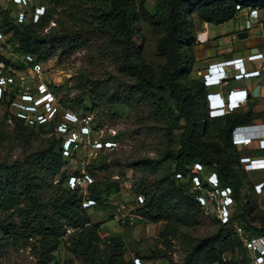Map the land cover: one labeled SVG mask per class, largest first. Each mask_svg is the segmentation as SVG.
<instances>
[{"label":"trees","instance_id":"1","mask_svg":"<svg viewBox=\"0 0 264 264\" xmlns=\"http://www.w3.org/2000/svg\"><path fill=\"white\" fill-rule=\"evenodd\" d=\"M139 1L45 0V15L36 23L33 19L19 23L15 11L0 7L5 28L1 32L5 36L10 32L14 34L19 53L29 58V63L34 66L48 62L59 51L74 53L84 50L92 38L105 42L114 52L120 72L130 82L120 85L121 90L118 88L112 95L99 82H88L83 91H86L91 107L85 108L89 113L85 115H91L105 104L149 107L155 119L166 125L169 138L174 137L176 131L180 132L178 149L166 146L158 158L136 160L126 166L142 175L135 184L137 197L144 199L143 204L136 200L137 217L149 223H166L165 236H175L183 227L195 228L205 215L197 195L203 188L210 187L206 177L194 173L196 164L202 165L204 176L207 170L210 174L216 173L221 189H232L234 207H238L239 212L232 213L228 224L218 220L216 233L198 244L191 241L187 244L188 259L185 264H207V260L221 248V243L227 244L232 240V232L239 236L238 227L252 237L264 235V216L260 219L252 217V198H264V193L256 195L249 173L240 164V158L248 151L232 144V132L237 126L250 124L256 118L264 117V113L249 109L222 118L209 117V90L199 77L191 83L187 80L196 60L194 46L197 43L191 16L197 14L201 23L221 26L237 18L240 14L238 6L241 9L264 10V0H156L150 10L145 7L146 0ZM51 7L74 11L73 16H81L88 29L75 33L58 34L52 31L45 34L53 19ZM140 13L164 31L160 47L165 54L166 65L159 78L142 59L143 43L138 24ZM87 34L92 37H86ZM14 65L16 70L24 66L22 63ZM9 87H12V92L5 91L3 100L10 95L13 102L19 88L13 84ZM66 103L60 100L58 105ZM11 118L18 123L21 132H31L17 113H12ZM59 122L57 115L53 120L37 126L40 131L52 126L57 134L56 125ZM211 128L215 130L212 132ZM207 135L215 141H206ZM64 142L62 137L48 140L23 158L0 162V214L6 216L0 224V231H4L13 248L29 250L35 264H53L55 254L62 245L82 264H135L126 260L127 250L122 238H103L100 228L104 223L92 219L88 212L90 208L83 207L86 200L94 201L98 207L107 206L106 197L120 191L118 182L94 180L87 187L88 196L80 188L70 190L67 187L68 177L59 180L64 176L68 163L63 153ZM177 176H180L179 179ZM181 178H188V181L182 182ZM194 178H198L199 188L194 186ZM258 219L260 225L253 224ZM4 225L5 230L2 228ZM240 244L243 251L249 254L241 239ZM222 255L224 253L219 252L214 262L233 264L225 261ZM248 261L251 262L250 258Z\"/></svg>","mask_w":264,"mask_h":264},{"label":"rangeland","instance_id":"2","mask_svg":"<svg viewBox=\"0 0 264 264\" xmlns=\"http://www.w3.org/2000/svg\"><path fill=\"white\" fill-rule=\"evenodd\" d=\"M43 1L45 0H32L28 5L15 6L8 0H0V7L15 11V15L20 12L25 14L24 22H29L34 18L36 8L46 6ZM155 2L156 0H146L145 7L150 10ZM50 10L53 19L44 31L45 34L52 31L58 34L75 33L88 29L84 23L86 21L81 19V16H73L74 11L54 7H51ZM17 19L19 20V16ZM191 21L197 43L194 47H198L201 45L198 42V36L204 31L205 24L201 23L197 14L191 16ZM248 22L250 20L247 16L240 15L224 25H210L208 29L211 36L210 42L222 43L225 37H230L231 33L237 30L240 25L248 24ZM138 24L143 43L142 59L159 78L166 65V57L160 47L164 31L160 25L152 23L142 13H140ZM3 28V23L0 22V32L5 29ZM13 35L10 32L0 40V74L7 79V84L2 88L8 92H12V87H9L11 84L19 88L16 100L13 102L10 100V95L5 100L0 97V162L23 158L32 150L41 148L48 140H58L62 137L66 141L68 138L59 132L56 134L52 126H47L45 131H40L37 125L31 126L27 123L31 132H21L18 123L11 118V114L17 113L19 107L15 103H22V95H31L36 99L43 96L42 92L45 89L52 93L55 98L53 104L57 107L58 112L52 118L49 117V120L59 116L60 122L56 125L58 130L59 125L65 123L68 114L76 116L79 120L86 116L85 114H89L86 113L85 108H90L91 102L86 91H83L88 82L89 84L93 81L99 82L109 95H112L118 88L121 90L120 85L130 82L129 78L120 72L114 52L103 41L97 42L92 38L84 50L74 53L59 51L58 55L48 62L34 66L29 63V58H25L19 53L18 43L14 40ZM86 37H92V35L87 34ZM239 45L242 46V43ZM214 49L215 47L211 48V50ZM262 50L264 51V48ZM194 54L195 58L199 56L201 60L197 61L196 58L193 72L187 77L189 83L196 80L199 71L205 70L208 65V62H203V54L199 48L197 51L194 50ZM212 54L214 52L210 51L209 56ZM18 63H22L24 66L22 69L16 70L14 64ZM60 100L67 101V103L59 106ZM46 109L47 107L44 106L38 111L42 113ZM255 109L256 111L264 110V104L256 102ZM90 114L94 118V127L97 128L91 135V140H98L102 143L113 142L115 146L96 150L87 142L81 144L80 149L71 151V156H65L68 163L65 165L64 176L59 180L76 174V171H78L77 175H80L84 170L96 182H118L120 191L106 197L107 206L94 205L90 209L88 208L92 219L95 218L104 223L100 228V235L103 238L108 236L122 238L127 250L125 258L135 264H138L136 260H140L141 264H185L188 259V242L198 244L218 230V218L215 212L216 198L212 199L211 196L214 192L213 189L205 187L197 195L199 201L200 198H203L206 202L203 206L205 215L195 228L183 227L177 235L165 236L163 232L167 226L166 223H149L137 217L136 197L138 194L135 191V184L141 180L142 175L140 172L126 168L136 160L158 158L159 153L166 146H171L173 150L178 149L177 137L180 132L176 131L174 137L169 138L166 125L155 119L154 113L149 107L129 108L123 105L105 104ZM73 124L72 130L78 131L80 122ZM214 130L211 128L212 132ZM205 140L215 141L210 135H207ZM170 166H172V161ZM93 167L97 169H93ZM204 172L196 171L194 168V173L203 178L210 174V171L207 170L204 176ZM177 179H179L178 176ZM180 180L187 182L188 178ZM249 181H253V183L264 181V172L250 173ZM193 183L195 187L199 188L195 180ZM84 195H89L87 189H84ZM252 205V217L260 219L264 216L263 197L261 199L253 197ZM233 212L238 213V207L235 206L232 209ZM5 217L0 214V224ZM259 219L256 221L257 223L253 222V224L260 225ZM2 228L5 230L6 226L4 225ZM239 238L240 236L232 232V240L227 244L221 243V248L207 260V264H218L214 260L218 258L219 252L224 253L222 256L225 261H231L233 264H250L248 261L250 254L243 251L240 244L241 238ZM55 258L53 264H82L66 251L64 245L56 252ZM35 262L29 250L13 248L8 243L4 231H0V264H35Z\"/></svg>","mask_w":264,"mask_h":264},{"label":"built area","instance_id":"3","mask_svg":"<svg viewBox=\"0 0 264 264\" xmlns=\"http://www.w3.org/2000/svg\"><path fill=\"white\" fill-rule=\"evenodd\" d=\"M17 6L28 5L32 0H8ZM237 10L241 13L244 11L245 15L252 16L257 13L259 9H241L240 6ZM33 22H38L41 17L45 15V7L36 8ZM18 22L21 23L25 19V14L19 13ZM252 26L256 25L254 18H249ZM0 22H2L0 17ZM3 33L0 32V40L3 38ZM208 41L207 28L199 34L198 42L205 43ZM264 60V53L257 51L256 53L249 54L245 58H231L209 64L205 70H202L198 77L203 80L204 86L209 90L207 94V108L209 117L222 118L227 115L239 111H248L249 104L252 100V95L246 89H238L233 87L234 83L245 82L250 79L264 78V66L249 70L246 67L247 63H256ZM2 82V83H1ZM12 82V81H11ZM7 84V79L0 74V97H3L2 86ZM9 86V84H8ZM43 96L34 98L31 95H22L23 101L18 104L17 115L25 120L31 126L41 125L52 118L57 113V107L54 106L55 98L52 93L45 89L42 92ZM47 107L46 111L40 113L38 111L41 107ZM65 123L59 125L58 132L62 135L68 136L64 143V155L71 156V151L80 149L81 144L86 143L93 146V149L112 148L115 144L112 142H100L98 140H91V135L94 130V118L92 115L82 117L80 120L71 114H68ZM80 122L79 130H72L73 123ZM232 144L241 150H247L248 154L240 158V164L245 172H264V119H255L252 123L247 125L237 126L232 132ZM196 171H203L200 164H196ZM180 177V176H178ZM207 184L213 189L212 199L216 198L215 212L218 220L222 224H228L234 207V199L232 197V189L219 187V176L216 173L209 174L206 178ZM199 185L198 178H194ZM94 183V179L84 170L80 175H70L67 180V187L70 190L87 189L88 186ZM254 190L256 195L261 196L264 193V181L254 183ZM210 193V192H209ZM139 204H143V197L136 198ZM201 205L204 206L205 199L200 198ZM96 203L92 200H86L83 203L84 208H90ZM238 234L250 254V264H264V235L259 237H252L244 232L242 228H238ZM136 263L141 264L140 260Z\"/></svg>","mask_w":264,"mask_h":264},{"label":"crops","instance_id":"4","mask_svg":"<svg viewBox=\"0 0 264 264\" xmlns=\"http://www.w3.org/2000/svg\"><path fill=\"white\" fill-rule=\"evenodd\" d=\"M243 12L244 11H242L238 16L240 15L244 16L245 14ZM247 17L254 18L256 25L252 26L250 22H248V24L245 25H240L237 30L231 33L232 36L230 35V37H225L222 43L210 42L211 36L208 30L210 25L205 24L204 28H207L208 41L194 48L195 51H197V48L200 49V52L203 54V62H208L209 65L215 62H219L231 58H245L247 55L256 53L257 51L264 53V51L262 50V48H264V10H258L256 14ZM242 32L249 33L248 39L239 40L238 34ZM239 43H242V46H240ZM212 47H215V49L211 50ZM210 51L211 52L213 51L214 54L209 56ZM196 58L197 61L201 60L199 56ZM262 66H264V60L256 63L246 64V67L249 70H252L254 68H260ZM201 71H199V73ZM262 79L254 78L247 80L245 82L234 83L232 85L233 87L238 89H246L252 95L253 98L249 104V109L255 113H264V110L256 111L255 109L256 102H259V104H264V85L261 86L259 95L256 98L253 96V92L255 91L257 86H259L260 81ZM261 118L264 119V117H260L257 119H261Z\"/></svg>","mask_w":264,"mask_h":264},{"label":"water","instance_id":"5","mask_svg":"<svg viewBox=\"0 0 264 264\" xmlns=\"http://www.w3.org/2000/svg\"><path fill=\"white\" fill-rule=\"evenodd\" d=\"M243 13H245V12H243ZM248 37H249V33L248 32H242V33L238 34L239 40H246V39H248ZM201 81L203 82V80H201ZM262 85H264V78L260 81L259 86H257L255 91L253 92V96L255 98L259 95V91H260Z\"/></svg>","mask_w":264,"mask_h":264}]
</instances>
